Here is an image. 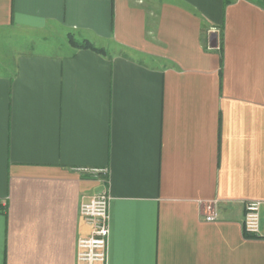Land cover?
Returning a JSON list of instances; mask_svg holds the SVG:
<instances>
[{
	"label": "crops",
	"instance_id": "crops-1",
	"mask_svg": "<svg viewBox=\"0 0 264 264\" xmlns=\"http://www.w3.org/2000/svg\"><path fill=\"white\" fill-rule=\"evenodd\" d=\"M0 44V264H77L103 191L109 264H264V0H0Z\"/></svg>",
	"mask_w": 264,
	"mask_h": 264
},
{
	"label": "built area",
	"instance_id": "built-area-1",
	"mask_svg": "<svg viewBox=\"0 0 264 264\" xmlns=\"http://www.w3.org/2000/svg\"><path fill=\"white\" fill-rule=\"evenodd\" d=\"M77 171L100 177L107 175L105 169L78 168ZM110 197L103 191L93 197L80 208V215L84 223L90 228V235L80 238L77 244V264H109V239H110ZM261 203L249 202L245 205L244 231L251 237L261 235ZM209 222L215 216L207 218Z\"/></svg>",
	"mask_w": 264,
	"mask_h": 264
},
{
	"label": "trees",
	"instance_id": "trees-1",
	"mask_svg": "<svg viewBox=\"0 0 264 264\" xmlns=\"http://www.w3.org/2000/svg\"><path fill=\"white\" fill-rule=\"evenodd\" d=\"M69 42L76 49H91V50H93L97 53H100V54L105 53V51L103 49L93 47L88 41L79 42L73 36L69 37Z\"/></svg>",
	"mask_w": 264,
	"mask_h": 264
},
{
	"label": "rangeland",
	"instance_id": "rangeland-1",
	"mask_svg": "<svg viewBox=\"0 0 264 264\" xmlns=\"http://www.w3.org/2000/svg\"><path fill=\"white\" fill-rule=\"evenodd\" d=\"M55 39H51V44L53 45V42L57 45L58 42H63V40L61 39V34L59 35H55L54 37ZM4 44H0V62H3L5 59H6V47L5 45L3 46ZM5 47V48H4ZM8 53V52H7Z\"/></svg>",
	"mask_w": 264,
	"mask_h": 264
}]
</instances>
